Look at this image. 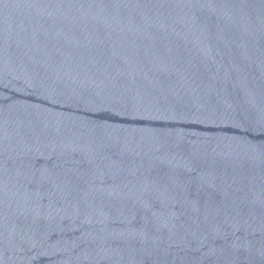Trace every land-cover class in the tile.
I'll list each match as a JSON object with an SVG mask.
<instances>
[{
  "label": "water",
  "instance_id": "95a60500",
  "mask_svg": "<svg viewBox=\"0 0 264 264\" xmlns=\"http://www.w3.org/2000/svg\"><path fill=\"white\" fill-rule=\"evenodd\" d=\"M0 264H264V0H0Z\"/></svg>",
  "mask_w": 264,
  "mask_h": 264
}]
</instances>
